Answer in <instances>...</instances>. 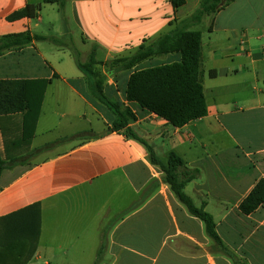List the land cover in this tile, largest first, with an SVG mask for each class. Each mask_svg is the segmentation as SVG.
<instances>
[{
  "label": "crops",
  "instance_id": "0c3cea01",
  "mask_svg": "<svg viewBox=\"0 0 264 264\" xmlns=\"http://www.w3.org/2000/svg\"><path fill=\"white\" fill-rule=\"evenodd\" d=\"M62 1L0 0V38H46L4 51L0 81L34 82L31 90L47 81L34 127L24 113L0 115V159L36 151L0 176V264H264V202L249 215L239 211L264 180V0H230L193 28L207 25L199 30L207 115L181 128L127 102L130 72L106 64L155 41L200 0L178 8L169 0ZM28 5L39 6L33 18L9 20ZM43 5L65 24L71 5L80 37L68 29L49 34ZM91 54L104 94L133 114L127 127L163 165L175 154L200 172L183 192L213 218L220 245L175 197L146 145L109 131L113 117L90 99V73L75 61L87 63ZM179 59L154 57L137 70ZM34 205L40 229L33 249L21 232Z\"/></svg>",
  "mask_w": 264,
  "mask_h": 264
},
{
  "label": "trees",
  "instance_id": "16d2710c",
  "mask_svg": "<svg viewBox=\"0 0 264 264\" xmlns=\"http://www.w3.org/2000/svg\"><path fill=\"white\" fill-rule=\"evenodd\" d=\"M230 0H200L198 8L187 18L181 21H173L169 25L171 29L161 34L149 45L142 44L129 57L114 59L108 62L107 67L116 68L117 72H130L126 80L124 98L127 102L136 103L140 108L164 119L175 128H181L188 123L207 115V107L203 96L202 69H201V32L194 30L206 16H214L222 10ZM60 3L62 0H44V3ZM173 8L181 7L185 0H169ZM39 6H26L15 12L9 20L24 17L33 18ZM45 41L42 36H30L28 33L11 35L0 38V56L4 51L12 47H22L32 41ZM59 44V40H53ZM94 52V50L92 51ZM179 54L177 62L161 64L150 68L139 69L137 67L154 57ZM77 67L83 72H89L88 86L90 99L106 107L113 117L109 131H123L127 138L136 140L144 145L146 143L138 138L127 127L133 120V114L127 108H122L118 102L112 101L103 92L105 79L92 71L97 65L93 54L87 63L75 60ZM28 81H0V115L24 113V123L30 122L34 127L39 115L43 94L47 81H37L41 87L31 90ZM150 162L158 165L165 174V181L170 186L175 197L186 207L188 213L199 219L208 237L220 245V239L215 231L213 218L203 208H197L192 200L187 197L183 189L187 183L199 177L198 170H191L184 166L182 160L175 154H170L168 162L163 165L146 145ZM16 158L10 161L0 159V176L6 169L26 163L32 154ZM264 202V180H260L251 190L249 195L240 203L239 211L249 215L257 210ZM36 215L30 222H26L24 234L27 244L37 242L40 229L39 205H34ZM236 264H244L236 262Z\"/></svg>",
  "mask_w": 264,
  "mask_h": 264
},
{
  "label": "rangeland",
  "instance_id": "374dc122",
  "mask_svg": "<svg viewBox=\"0 0 264 264\" xmlns=\"http://www.w3.org/2000/svg\"><path fill=\"white\" fill-rule=\"evenodd\" d=\"M42 7H45V10L42 11V25H46L47 27H49L50 24L48 22L51 21L54 27L53 31L48 32L49 34L57 36L60 35V31L68 29L69 31H71L72 37H74L76 40L80 37V32L75 21L74 10L71 5H68L65 11V16L67 18L66 24L62 19V15L56 12V10H52L50 5H43ZM206 28L207 25L204 24L201 25L197 31L202 29L205 30ZM100 56H102V54H99V57ZM87 119L91 121L93 117L89 114L87 116Z\"/></svg>",
  "mask_w": 264,
  "mask_h": 264
},
{
  "label": "water",
  "instance_id": "95a60500",
  "mask_svg": "<svg viewBox=\"0 0 264 264\" xmlns=\"http://www.w3.org/2000/svg\"><path fill=\"white\" fill-rule=\"evenodd\" d=\"M222 2H224V0H221Z\"/></svg>",
  "mask_w": 264,
  "mask_h": 264
}]
</instances>
